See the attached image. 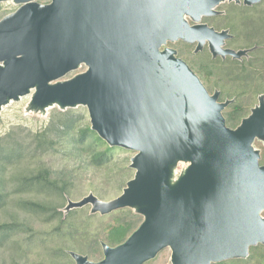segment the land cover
Masks as SVG:
<instances>
[{
    "label": "water",
    "instance_id": "95a60500",
    "mask_svg": "<svg viewBox=\"0 0 264 264\" xmlns=\"http://www.w3.org/2000/svg\"><path fill=\"white\" fill-rule=\"evenodd\" d=\"M4 1L17 7L0 18V111L25 95V111L39 115L84 106L108 146L135 151L119 195L66 197L64 216L90 205V214L128 208L142 217L121 243L101 241L99 260L69 250L75 264H144L164 248L170 264H212L264 246V164L254 146L264 144V93L230 127L223 110L233 99L219 101L162 48L182 39L197 51L208 40L212 56L245 54L221 47L227 31L199 23L224 0Z\"/></svg>",
    "mask_w": 264,
    "mask_h": 264
},
{
    "label": "trees",
    "instance_id": "16d2710c",
    "mask_svg": "<svg viewBox=\"0 0 264 264\" xmlns=\"http://www.w3.org/2000/svg\"><path fill=\"white\" fill-rule=\"evenodd\" d=\"M202 61L205 67L198 73L207 90L220 89V100L235 98L223 111L226 124L235 127L255 96L264 92V49L253 52V63L248 65L232 61L214 65L208 56ZM228 85L234 86L232 92L225 90ZM81 118L71 109L57 111L39 131L23 135L11 131L0 136V211L8 216L0 219V264H25L35 247L41 250L44 246L49 257L66 258L72 263L64 241L74 236L84 239L83 252L97 257L101 241L111 246L121 243L141 222L140 215L121 209L113 221L102 226V235L98 236L90 233L88 219L79 215L83 210L63 215L60 208L70 194L74 176H81L85 170H109L115 149ZM121 171L125 176L129 173L127 166ZM76 219L79 229L71 224ZM41 252L48 257L44 250ZM212 264H264V247H251L247 259Z\"/></svg>",
    "mask_w": 264,
    "mask_h": 264
},
{
    "label": "rangeland",
    "instance_id": "374dc122",
    "mask_svg": "<svg viewBox=\"0 0 264 264\" xmlns=\"http://www.w3.org/2000/svg\"><path fill=\"white\" fill-rule=\"evenodd\" d=\"M44 1V0H39ZM17 6L13 4L11 1H4L0 2V17L5 15L11 11H13ZM246 22H242V25H237L238 29H245V31L251 27V29H257L256 25L260 28L261 26L264 27V18L263 19H245ZM262 21V22H261ZM260 32L264 34V30L260 29ZM200 59H206L205 56L201 55ZM84 67H80L78 70H75L69 73L66 77H70L76 72L83 70ZM65 77V78H66ZM232 85V84H230ZM226 86V91L232 92L234 86ZM263 93V92H261ZM230 99V98H229ZM29 100V95H25L21 97L18 101H11L7 105L3 106L2 110L0 111V136H3L11 131H19L20 135H23L27 132L34 133L36 131L41 130L44 128L52 115L59 110L56 106H52L46 109L45 114L39 115L36 113L26 112L25 105ZM256 97L254 98L252 104L249 107H252L256 103ZM75 114L81 115V121H89L87 109L84 106H78L76 108H70ZM67 110V109H66ZM65 111V110H64ZM249 113V110L247 114ZM246 114V115H247ZM255 147H262V144L259 140L254 141ZM135 154V151L115 147L111 154V161L109 163L110 169H101L99 171L91 172L85 170L81 176H74L73 185L70 188V194L66 197L70 198L71 200H79L82 196L86 195L89 192H92L98 198L102 200H109L111 198L116 197L122 191V188L125 186L127 180H129L134 173V169L128 166L130 162V157ZM55 160V159H54ZM127 166L128 168V175H123V171L121 169ZM66 204V198L63 202L61 210ZM126 209V208H125ZM72 210H83V213L79 214L83 218L88 219L90 223L89 230L91 234L102 235V226L105 225L107 222L113 221L114 217H117L120 213L119 210L112 211L108 214L101 215L99 213L90 214V205H85L82 208L72 209ZM71 211V210H70ZM69 212V211H68ZM67 212V213H68ZM66 213V214H67ZM91 216V217H90ZM88 217V218H87ZM8 216L5 213L0 211V219L4 220L7 219ZM35 218V217H34ZM37 224H40L38 219H34ZM80 221L76 219L72 225H74L77 229H79L78 224ZM42 226V225H40ZM49 227V226H48ZM65 239V238H64ZM59 241V240H58ZM84 239L79 237H68L64 241V247L67 250V254L69 250L86 254L83 252L85 247ZM258 246V245H256ZM254 246V247H256ZM68 247V248H67ZM42 251L47 254L48 248L44 246L41 249ZM39 247H35L33 251L29 254L28 261L25 264H75L71 256L69 255L72 263L65 259H58L56 257H49L44 255L41 252ZM250 254V253H249ZM89 259L91 260H99L102 258V250L101 254L97 255V257H92L89 254H86ZM246 259V258H245ZM255 260H252L253 262ZM6 264V263H4ZM144 264H170V250L169 248H164L151 260L145 262Z\"/></svg>",
    "mask_w": 264,
    "mask_h": 264
},
{
    "label": "flooded vegetation",
    "instance_id": "af4514ba",
    "mask_svg": "<svg viewBox=\"0 0 264 264\" xmlns=\"http://www.w3.org/2000/svg\"><path fill=\"white\" fill-rule=\"evenodd\" d=\"M48 1L49 0H44V1H39V2L46 3ZM213 11L216 13L202 15L199 20V23L206 24L208 27L213 28L217 32L224 31V30L227 31L228 36L224 37L221 47L223 49H231L234 51L245 50V54H242L239 58H234L229 54H226L223 57L221 55L212 56L210 49H209L208 40H205L201 48L197 51H196L197 41L187 42L182 39H178L176 41H167L166 44L162 46V48L169 47V48L174 49L176 51V56L184 60L188 64V66L199 77L200 75L198 72H200L201 69L205 67L204 61L200 59L201 55L205 57L208 56L209 60L213 61L214 65L229 63V61H232V63L234 62V64L242 65L245 63L248 65V64L253 63V61H251V59H253V52H256L259 49H264V44H263L264 34L260 32V29L264 30V27L261 26L259 28L258 25H256L257 29L253 30L250 27L246 31L244 28L243 29L237 28V25L239 24L242 25V22H246L245 19H249V20L258 19L259 20V19L264 18V0H256V1H252L251 3H244V0H224V1L219 2L217 5L213 6ZM3 16L4 15H2L0 18H2ZM187 20L190 25L195 24V22L192 21L189 17H187ZM212 75H213L212 77H214L215 73ZM214 90H218L220 92L219 97H218L219 101H223L227 98L229 99V97H226L223 100H220L219 98L221 96V90L216 87L213 88L212 91H209V90L208 91L212 93ZM259 94L261 93H258L255 96L256 100ZM230 99H233V101L235 100V98H230ZM256 104H257V101L254 105ZM252 107H249L248 109L249 112ZM261 144H262L261 148L259 147H256V148H258L260 151L259 163L264 164L261 162L262 154L264 151V144L262 142ZM249 253H250V250H249Z\"/></svg>",
    "mask_w": 264,
    "mask_h": 264
}]
</instances>
